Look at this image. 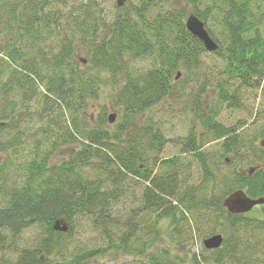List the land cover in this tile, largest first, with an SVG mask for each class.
Wrapping results in <instances>:
<instances>
[{
    "label": "trees",
    "instance_id": "obj_1",
    "mask_svg": "<svg viewBox=\"0 0 264 264\" xmlns=\"http://www.w3.org/2000/svg\"><path fill=\"white\" fill-rule=\"evenodd\" d=\"M129 1L128 7L117 2L116 14L106 21L96 14V0H0V155L25 142L28 122L35 124L52 111L50 121L61 139L47 140L50 150L78 146L55 167L49 166L50 152L35 147L24 176L12 181L5 175L6 164L0 166V262L85 264L112 248L144 254L161 238V222L170 220L175 238L194 227L207 238L223 236L220 248L202 255L207 264H264V218L224 208L225 199L238 190L264 198V166L252 164L264 157V149L224 127L211 110L202 125L223 140L220 156L203 151L190 129L182 154L165 158L160 127L137 119L166 99L180 100L192 82L188 73L200 80L208 53L186 28L191 13L205 27V21L219 20L222 39L206 27L219 45L214 55L224 60L232 79L264 92V0H207L216 8L206 0H188L190 13L170 0ZM76 43L88 56L84 70L75 59ZM135 61L152 65L136 67ZM107 82L115 87L113 107L122 115L113 131L107 128L106 109L94 118L83 116ZM34 98L40 109L22 114V106L29 107ZM66 115L70 121L63 123ZM192 164L202 171L199 183L192 181ZM223 165L225 172L217 173ZM129 177L143 183L137 209L123 207L131 196ZM208 183L215 185L209 195ZM80 218L100 228L111 245L65 254ZM59 220L67 224L66 231L54 229ZM30 227L39 229L34 244L7 259L4 254L12 248L7 238L13 242ZM164 257L152 255L151 261L183 262ZM192 261L200 263L196 257Z\"/></svg>",
    "mask_w": 264,
    "mask_h": 264
},
{
    "label": "rangeland",
    "instance_id": "obj_2",
    "mask_svg": "<svg viewBox=\"0 0 264 264\" xmlns=\"http://www.w3.org/2000/svg\"><path fill=\"white\" fill-rule=\"evenodd\" d=\"M96 1V14L103 16L106 21L112 19L118 9V0ZM137 1L138 0H132V3L135 4ZM170 2L183 6L188 13L191 12V6L188 4V0H170ZM123 4L128 7L130 1L123 0ZM205 4L210 6L213 5L215 8L217 6L216 4H212L211 1L207 2V0ZM218 13L219 12L213 8L212 16L218 17L219 19L221 16H219ZM205 22L206 27L222 39L223 29L219 20L216 21L214 18V20L210 19ZM76 45L75 59L79 63V68L84 70L88 62L82 63L80 58L87 59L88 56L82 51L79 43H76ZM207 53L208 55L204 57L205 64L197 75L201 77L200 80H197L193 73H188L187 77L188 79L192 78V82L184 88V94L180 100L174 98L166 99L148 109L143 115L137 118L139 123L151 122L156 127H160L165 138V147L161 154L162 157L169 158L182 154V150L186 149L184 143L186 137L189 135L190 129L194 130L199 143L203 144L201 148L203 151L211 155L217 152L216 155L220 156L219 148L223 140L216 139L213 134L207 132L202 125L205 112L211 110L218 112L217 119L224 127L237 129L240 135L244 136L247 141L255 139L258 148L264 149V135H262L261 138V133H264V92L261 89L241 85L240 82L232 79L229 73L225 71L224 60L214 55V52L207 51ZM134 65L136 67L140 65L151 67L152 64L149 61H135ZM114 91L115 87L109 82H107L105 86L102 85L98 98L95 101H90L84 110L86 114L83 115L86 118H94L104 109H106L108 116L115 113V122L110 123L108 121L109 127L107 128L111 131L116 129L118 123H120L122 119L118 107H113L112 97ZM223 96L224 98H222ZM35 101L36 98L32 100L29 107L25 105L22 106L20 109L22 110V114H25V112H27L28 115H30V113L32 115L35 114L38 107L40 109V106H37L38 101L37 104ZM231 101L236 103L237 107H232L230 104ZM52 113L51 115H45L46 117L44 116L42 119H39L35 124L33 121L28 122L29 130L23 137V140L25 142L27 140V142L21 143L16 149L8 151L7 154L3 153L0 155V166L6 164L5 175H8L11 181L15 178L19 179L24 176L27 165L26 160L32 156L35 147L42 152H50V167L61 165L62 162L68 160L75 149L78 148L77 145H64L56 146L54 150H50L51 146L49 148L48 141L61 139L56 130V126L50 121V118L54 116L56 112L52 111ZM65 118L66 120L63 119V123L65 121H70L67 115ZM255 134L257 135L256 137H254ZM184 156L187 161H191L189 160L190 155L184 154ZM228 157L229 155H225L222 160ZM263 161L264 157L260 160L252 161V164H262ZM239 164L240 163H238V166H242ZM226 168L227 167L224 165L220 166L216 172H225ZM245 168L248 169L249 166ZM191 175L194 183H199L201 181L202 171L199 165H191ZM129 178L130 180H128V183L131 196L127 200L126 206L123 204V207L124 209H137V207L140 206L143 183L133 177ZM214 190V184H205L207 195L210 194V191ZM3 204L4 203L0 199V206ZM263 212L264 207L256 206L250 212V215L264 218ZM187 216L192 224V216L189 214ZM170 223V220L161 222V238L144 254L136 253L131 255L126 254L122 250H113L112 248L109 249L105 255H99L98 258L88 260L85 264H156V262L151 261L152 255L158 256L159 258L166 256L164 257L166 260H174L176 262L183 261L182 264H194L192 259L196 257L200 260L199 264H207L203 262L201 257L202 255L211 256L212 252L204 247L203 241L207 237L203 230L198 231L194 227L193 231L187 229V232L185 231L180 237L175 238L173 233H171ZM38 232L39 229L37 227H30L24 230L19 237L14 238L13 242L11 241L12 238L9 236L7 240L9 243L11 242L10 245H12V248L11 252L7 251L4 256L7 259H14L15 255L20 250L34 244L36 238L39 237ZM103 236L100 228L99 230L95 228L89 219H77L74 225L72 239L65 245L70 250L65 252V254H70L71 252L76 253L84 249L107 248L111 245V241ZM0 255H2L1 252Z\"/></svg>",
    "mask_w": 264,
    "mask_h": 264
},
{
    "label": "water",
    "instance_id": "obj_3",
    "mask_svg": "<svg viewBox=\"0 0 264 264\" xmlns=\"http://www.w3.org/2000/svg\"><path fill=\"white\" fill-rule=\"evenodd\" d=\"M123 5V0H118V6ZM187 30L196 38H198L203 44L207 51L216 52L219 48L218 43L211 37L210 33L205 27V23L197 17L195 14L191 13L188 15L185 22ZM82 63H87V59L80 58ZM181 73L179 72L176 76V79L180 77ZM116 114H111L109 116V122H115ZM264 166V161H263ZM253 171V170H252ZM252 173V172H251ZM258 205H264V198L261 199H252L244 191L238 190L228 196L224 201V208L230 214H246L250 213L253 208ZM54 229L66 231L67 224L61 220L57 221L54 225ZM224 238L221 234L214 235L204 240V247L208 250H215L221 247ZM0 264H2L0 262Z\"/></svg>",
    "mask_w": 264,
    "mask_h": 264
}]
</instances>
